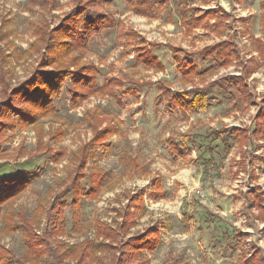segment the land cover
Segmentation results:
<instances>
[{
  "label": "rangeland",
  "instance_id": "obj_1",
  "mask_svg": "<svg viewBox=\"0 0 264 264\" xmlns=\"http://www.w3.org/2000/svg\"><path fill=\"white\" fill-rule=\"evenodd\" d=\"M198 4L205 12L220 6L232 15L221 37L214 33V21L188 36L173 3V18L168 19L166 11L160 15L155 10L144 18L129 11L123 0H98L88 13L109 16L115 27L84 37L89 17L83 16L75 37L55 43L53 52L71 48L70 54L49 64L43 59L51 54L44 40L50 36L48 42H55L54 34L76 8L75 0H0V112L5 114L0 118L5 122L0 124V192L9 179L20 180V188L29 182L20 197L0 205L1 264H81L65 252L86 243L92 245L94 260L83 264H125L132 257L124 249L105 247L109 241L99 237L97 221L117 229L122 218L113 209L127 205L123 193L142 189H149L147 213L120 241L158 226L160 245L153 253H143V262L237 264L251 250L264 252L262 223L244 197L264 179V149L253 136L264 108V0ZM230 40L238 59L224 66L210 51ZM144 53L150 54V59H142L148 66L137 58ZM77 57L98 72L88 96L73 93ZM186 59L196 68L191 81L178 65L188 66ZM58 74L70 77L59 83L51 112L33 121L28 116L24 122L8 108L35 112L27 101L15 103L13 94L28 81ZM227 79L240 80L245 87L237 91ZM204 90L205 111L186 115L169 106L173 95ZM112 123L118 134L109 138L110 148L89 147L94 158L81 171L79 156L94 141V128ZM233 128L249 130L252 141L227 155L212 134ZM187 135L193 142L184 144L188 159L182 160L168 140L181 143ZM127 155L138 159L143 172L122 162ZM98 170L105 175L104 188L91 199L88 193L95 191ZM158 176L166 194L154 203L151 181ZM55 198L59 216L51 210ZM238 229L249 234L245 246L235 238ZM35 238L39 241L31 244Z\"/></svg>",
  "mask_w": 264,
  "mask_h": 264
},
{
  "label": "trees",
  "instance_id": "obj_2",
  "mask_svg": "<svg viewBox=\"0 0 264 264\" xmlns=\"http://www.w3.org/2000/svg\"><path fill=\"white\" fill-rule=\"evenodd\" d=\"M98 0H75L76 8L66 16L63 20L65 21V25L58 31L55 32L53 41L48 42L50 36L45 39L44 41L47 42V47L51 51L50 55H47L43 59H47L44 63H56L67 54H70L71 48L68 49L66 52H53L57 49L55 43L58 44L57 40L61 41L58 45L64 43V41H68L69 39L75 37L80 31V23L81 18L83 16H88L89 20L85 23L86 32L83 34L84 37H92L94 34L102 32L103 30L113 29L114 23L110 20L105 14H97L96 16H91L89 10L93 8ZM124 3L128 6L129 11H132L138 16L141 17H149L155 10H158V13L162 15L165 11L167 14V18H173V12L171 3L174 4L175 12L181 17V22L183 24V28L186 31L188 36H191L197 29H208L210 28V22H215V35L222 36L225 30V23L232 17V15L227 12L224 8L218 6L216 9H210L208 12H205L203 7L198 4L200 0H123ZM218 3V0H211ZM134 37L138 38V35L133 34ZM81 36V37H83ZM136 38V39H137ZM64 40V41H63ZM66 43V42H65ZM66 45V44H65ZM62 47V46H61ZM63 49V48H61ZM211 53L216 54L220 59L224 61V66H228L232 64V62L238 59V50L235 48L232 41H226L219 46L213 48ZM57 55H60L59 58H56ZM150 54H142L138 55L137 58L140 62L144 63L146 66L149 65L144 59H150ZM56 59V60H55ZM78 61L76 63L77 70L73 73V85L77 89L73 92L78 97L88 96L92 94L94 91L95 80L98 76V72L96 68H94L90 64L81 65V60L77 57ZM182 63V62H181ZM183 63H188V66H184L183 64L180 67V72L182 73L184 79L186 81H191L193 78L192 74H194L195 66L194 64L190 63L188 59L185 60ZM61 64V62L59 63ZM70 74L62 75L58 74L57 77H53V75L44 76L39 78L38 81H28L26 84H23L22 88H19L13 94V101L15 103H22V102H29L33 105L32 114H28L29 111H25L21 107H16L15 105L9 107L14 110L17 117H20L22 121L25 122V118L29 116V120H38L42 116L46 115L47 113L52 111V104L51 102L54 100L55 96L58 94L60 89L59 83H64ZM55 79V80H54ZM56 81V82H55ZM226 82L233 86L237 91H242V88L245 86L243 85L242 81L227 79ZM38 84V86H36ZM47 87H45V86ZM32 87V89H31ZM42 87V88H41ZM46 90V91H45ZM45 91V92H44ZM207 91L204 90L198 94L193 96H180V95H173L169 97V106L178 107V109L187 115L189 113H198L202 110H207V99L208 94ZM134 94V92L132 93ZM4 112H0V118L4 116ZM5 122L0 121V124ZM29 123V122H28ZM13 125V124H12ZM95 130V139L92 143L88 145V147L82 150L81 155L79 156L81 171L84 168H87L91 158L93 157L92 154L88 151L89 147H102L104 149L110 148L109 138L113 135L118 134V130L116 126L112 123L109 125L104 126L101 129ZM4 132V131H3ZM2 131L0 134L3 133ZM215 139L219 140L224 147L225 153L228 155L232 152L235 146H238L242 149L245 145L250 144L252 141V137H250L249 130L243 129H227L222 131H216L212 134ZM253 136L257 139H261L264 137V108L259 112L257 116V124L256 128L253 130ZM193 142V137L187 135L183 138L181 143H178L176 138H171L168 140V144L177 158H181L182 160H187L188 150H184L183 146L185 143ZM133 156L127 155L126 157L122 158V162L127 164L130 169L134 172H143L141 170L139 161L137 158H132ZM94 158V157H93ZM210 163H215L214 159L211 158ZM205 169V168H204ZM77 174V173H76ZM75 174V175H76ZM28 181L24 178L22 181ZM104 180L105 175L101 171H96L94 178H93V188H95L94 192L88 193V197L94 199L99 196L104 188ZM3 181V180H0ZM7 180L6 182L14 183L12 185H7L6 182H3L5 188L0 192V205L4 203H9L14 199H17L22 195V192H25L27 186H29V182L24 184L23 187L20 188L19 182ZM163 178L158 176L151 181V193L150 196L153 201L161 200L166 192L163 186ZM78 188L76 185H73V190ZM23 190L22 192H20ZM148 193V189H142L136 193H130L128 191L124 192V198L128 202L127 205L123 208H116L113 209L114 212L118 214L120 218H122L121 224L118 225L117 229L110 228L107 223L97 221V227L99 229V237H103L104 239L108 240L109 243L105 247H110L111 249H124L125 252L131 256V259H128L125 264H131L132 262H136L137 264H147V261L143 262L142 256L143 253L150 252L153 253L160 245V233L158 226H152L145 230L139 236L130 237L125 241H120L122 237L129 236V233L132 229L136 228L138 225V221L144 217L147 213V209L145 206V197ZM263 194H259L258 196H253L249 198L250 203L254 204L256 208L259 210L260 215L259 218L264 221V206L261 202V198ZM260 199H259V198ZM3 201V202H2ZM2 202V203H1ZM57 202V198L54 199L51 210L56 211V215L59 216L60 213L57 212V208L55 206ZM56 233H61V230H57ZM248 234L242 232L241 230H235V238L239 240V244L244 243L247 244L245 238H247ZM36 239V238H35ZM32 240V243H37L38 239ZM243 245V244H242ZM92 245L90 243H86L80 248H69L65 253L68 254L69 258H77V262L83 264L84 262H88L90 260H94L93 252L91 251ZM122 253V252H121ZM1 259V257H0ZM259 262L260 264H264V252L261 249H254L249 251L246 255H242L241 259L238 261L237 264H252L253 262ZM1 262V261H0ZM1 264V263H0ZM101 264V263H99ZM124 264V263H122Z\"/></svg>",
  "mask_w": 264,
  "mask_h": 264
},
{
  "label": "crops",
  "instance_id": "obj_3",
  "mask_svg": "<svg viewBox=\"0 0 264 264\" xmlns=\"http://www.w3.org/2000/svg\"><path fill=\"white\" fill-rule=\"evenodd\" d=\"M261 141H259V145L260 146H262L263 147V149H264V137L263 138H261L260 139ZM264 182V179L262 180V179H260L259 181H258V183H260V184H258V188H257V190H254V191H248V192H246L245 193V195H244V197H245V201H246V203H247V207H248V209L251 211V213H252V215L253 216H255V220L256 221H259L260 223H262V228H261V236H262V238L264 239V221L263 220H261L260 218H259V215H260V212H259V210L256 208V206L254 205V204H252V203H250V201H249V198L251 197H253V196H257L256 195V192L258 193L259 192V194H263V196H262V198L264 197V186H263V183ZM148 193H149V189H148ZM147 193V194H148ZM255 194V195H254ZM147 196V195H146ZM145 199H146V197H145ZM150 200H151V198H150ZM146 201V200H145ZM160 201V200H159ZM155 202H158V201H154V203ZM263 204V203H262ZM145 206H146V202H145ZM264 206V205H263ZM146 209H147V207H146ZM138 223H139V221H138ZM238 230H241V229H238ZM242 231V230H241ZM242 232H244V233H246V234H248V232H246V231H242ZM249 235V234H248ZM262 250V249H261ZM263 251V250H262Z\"/></svg>",
  "mask_w": 264,
  "mask_h": 264
}]
</instances>
